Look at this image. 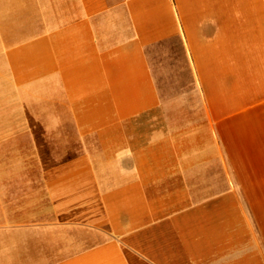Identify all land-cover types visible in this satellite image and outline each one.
Here are the masks:
<instances>
[{"label":"crops","instance_id":"1","mask_svg":"<svg viewBox=\"0 0 264 264\" xmlns=\"http://www.w3.org/2000/svg\"><path fill=\"white\" fill-rule=\"evenodd\" d=\"M0 264H264V0H0Z\"/></svg>","mask_w":264,"mask_h":264},{"label":"rangeland","instance_id":"2","mask_svg":"<svg viewBox=\"0 0 264 264\" xmlns=\"http://www.w3.org/2000/svg\"><path fill=\"white\" fill-rule=\"evenodd\" d=\"M10 116H11L10 112H7V113L6 112H0V119L10 118Z\"/></svg>","mask_w":264,"mask_h":264}]
</instances>
